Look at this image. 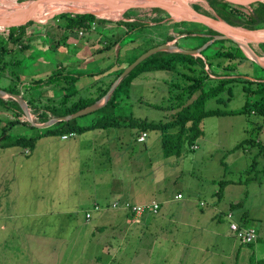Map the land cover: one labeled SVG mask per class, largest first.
Segmentation results:
<instances>
[{"label":"rangeland","instance_id":"1","mask_svg":"<svg viewBox=\"0 0 264 264\" xmlns=\"http://www.w3.org/2000/svg\"><path fill=\"white\" fill-rule=\"evenodd\" d=\"M193 3L210 9L204 0H193L189 6ZM1 10L0 15H4ZM143 11L150 14L151 10ZM56 14L30 19L34 22L26 31L32 38L25 39L29 48L23 49L20 42L8 43L13 50L9 57L19 59L15 68L18 75L41 78L61 68L57 66H64L62 73L80 74L69 82V88L53 85L48 90L47 96L53 99L47 103L48 114L65 108L59 101L65 93L68 105L73 100L96 95L101 79L107 74L112 76L121 67L116 60L117 48L125 51L133 46L126 41L128 36L122 37L118 46L107 49V38L101 35L99 44L104 56L95 64L98 66L91 65L92 58H84L83 44L90 33L81 36L87 31L79 30L80 35L76 36L75 31L72 33L75 36H70L69 30L58 26L59 20L53 18ZM5 19L0 21L1 25H5ZM107 20L110 21L100 26L94 23L88 32L108 30L116 24L115 37H121V29L126 27ZM167 20L175 21L171 18L164 21ZM191 25L182 27L188 29ZM2 28L5 27L0 26V33ZM163 29L166 28L151 32ZM50 30L55 37L48 35ZM178 36L173 39L184 49H192L201 41L199 36L186 33ZM68 38L77 41L73 44ZM154 41L159 43L156 38ZM224 44L225 49L229 42ZM217 46L204 48L203 56L200 53V57L207 58L209 71L245 75L251 82L226 84L217 95L222 101L209 97L204 108L236 112L246 99L261 98L247 94L244 87L256 89L255 81H264V69L244 59L233 70L219 68L217 62L224 67L228 61L212 56ZM83 60L87 61L86 66L81 65ZM74 61H78L77 69L65 67ZM204 69L207 71V66ZM24 83L29 86L25 79L16 84L17 88L27 98L38 97L42 89L31 90ZM184 83L181 76L171 71L141 73L131 81L128 96L120 103L121 112L149 121L169 120L176 110L173 94L179 92L173 89L174 84L182 87ZM7 84L3 81V86ZM106 113L97 109L74 119L77 124L87 125ZM8 117L10 112L0 107V128ZM20 120H26L25 115ZM199 128L200 134L193 144L189 146L185 141L178 156L163 155L159 131H146L144 142H138L137 130L129 127L93 128L65 139L61 135L44 136L31 150L18 146L0 148V264H249L250 259L263 257L264 116L253 112L210 115L200 121ZM43 129L19 124L8 134L30 136ZM245 140L250 143L245 144ZM238 143L243 144L233 149ZM223 180L227 185L219 197L216 191ZM178 190L182 191L183 199L174 198ZM116 193L143 201L155 199L161 208L156 213L144 212L141 223L140 217L136 218L138 222L133 220L139 224L131 223L133 218L125 210L110 207L117 201ZM132 202L139 204L140 200ZM233 204L236 205L231 208ZM86 212L91 214L89 219L85 218ZM227 213L233 215L231 219L226 218ZM241 216L243 225L239 223ZM113 218L120 221L119 227L111 224ZM231 221L255 230L256 238L251 245L241 244L230 229Z\"/></svg>","mask_w":264,"mask_h":264},{"label":"trees","instance_id":"2","mask_svg":"<svg viewBox=\"0 0 264 264\" xmlns=\"http://www.w3.org/2000/svg\"><path fill=\"white\" fill-rule=\"evenodd\" d=\"M204 1L210 9L204 8L201 4L197 3H193L191 6L199 13L216 16L234 26H240L252 30L264 29L263 2H255L247 5H235L224 0ZM29 2L36 6H42L45 3V0ZM148 9L149 8H130L122 14L123 18L121 17V19L115 20L119 26H124L126 29L123 30L121 37L117 36L112 39L107 37L105 48L110 49L114 47L118 44L122 37L128 36L130 37L126 41L132 42L133 46L132 48L128 47L125 51H119L117 48L116 60L120 63L121 67L116 70L111 79L104 86L99 87L96 95L73 100L69 105V100L66 97L68 94L65 93L62 98L59 99L61 105L65 106V108H63L61 112H53V114H48L46 112L49 107V104L47 103L50 100L53 102V99L50 96H47L48 90L52 88L53 85H57L59 88H64L65 85H68L67 88H69L71 86L69 82L74 79L76 80L77 76L80 74L72 75L69 72L62 73V70L64 69L62 66L61 68H57L47 76L41 78L26 77L22 76L21 73L18 75L17 72H15V68L19 64V59L13 60L9 57V54H12L13 50L9 48L8 43L17 45V43L20 42V47L23 49L29 48L27 45L28 43H25V39H30L32 37L28 35L26 28L34 21L29 19H22L18 21L17 17H12L5 25L27 21L22 25L6 26L4 29L2 28V32L0 33V89L5 92L21 95V97L26 101L30 113L35 116V121H33L45 122L51 117L71 114L101 99L122 70L148 48L166 41H171L175 36L185 33L186 35H195L200 37V43L193 47L196 48L210 40L213 35L217 34V32L211 28L196 22L174 21L171 23L168 20L164 21L167 18H170L168 17L169 14L165 10L154 7L150 8V14L143 11ZM62 11L63 10L57 9L47 17L58 13L53 17L59 20L58 26L61 25L62 28L69 30V32L72 33L75 31L79 32V30L90 31L94 23H105L110 21L104 18H98L92 13H70ZM138 11H141V13H138ZM4 19L5 15H0V21H3ZM188 23L192 24L190 28L187 29L182 27L183 24ZM177 25L181 26V28L177 27ZM160 27L166 28L165 30L167 33L164 32L163 34V31H165L164 29L163 31L159 30L155 33L151 32L152 29H159ZM199 33L203 35H197ZM155 38L159 41V43L154 41ZM226 42H229V45L224 49V43ZM175 44L177 45V42ZM216 44H219V46H217L214 52H212V56L216 58H224L228 61V65H225L224 67L217 62V66L219 68H230V70H233L239 64L240 60L243 59L253 62L244 55L241 49L234 42L230 40H214L206 47V49ZM250 46L258 55L264 56V42L250 43ZM121 53L122 55H120ZM205 66H207V71L204 69ZM209 69L210 65L207 62V58L204 59L200 56H193L179 52H156L138 63L118 82L114 90L109 95L107 102L99 108L100 110L107 111V113L99 120L87 125L77 124L75 119L58 121L53 125L44 128L42 132L30 136H9L8 132L14 126L19 124L30 126L31 124L26 120H20V116L24 114L21 107L14 99L10 97H0V107L9 111L11 116L7 118V121L0 128V148L18 146L22 149L31 150L34 147L35 142L44 136L74 135L93 128L129 127L137 130L136 141L137 137L142 132H146L148 130L159 131L161 133V147L163 155L178 156L181 153L182 146L185 141L188 142L189 146L193 144V141L200 134L199 123L206 116L228 113L247 114L249 112L264 116V81H255L257 84L256 89L244 87L247 94H257L261 98L254 99L253 101L246 99L244 105L236 112L205 109L204 103L209 97H216V100L222 101V97H217V95L225 88L226 84L234 81L244 82L246 80L251 82V80L245 77V75L230 76V73L217 74L210 72ZM158 70L177 73V75L181 76L182 80L185 82L182 87L174 84L173 89H175V91L178 90L179 92H174L173 94L172 102L175 104L174 109L176 110L173 113L172 118L166 121H149L144 118L134 117L131 114H123V112H121L122 108H120V103L128 96L131 81L141 73ZM210 75H213L214 77H210ZM25 79L29 81V86L25 83L23 84L25 88H29L31 86V90L32 88L36 89L39 87L42 89L38 93V97L27 98L25 93L21 91V88H17L16 84H22ZM3 81L8 84L3 86ZM207 81H210L211 84L209 85ZM176 86H178V88H176ZM34 91L36 92V90ZM229 91L230 89L228 92ZM74 92L75 91L70 94L73 95ZM195 93L196 96L192 98ZM40 99L46 100V102H43ZM39 108L40 112L38 111ZM41 108H43V110ZM115 110L116 113H114ZM244 143L249 144L250 140H245ZM242 144L243 143L236 144L233 149H238ZM225 184H227L226 180L220 181L219 189L216 191V194L219 197L222 195L223 186ZM236 204H233L230 207L233 208ZM252 243L253 242L243 244L251 245ZM255 259H250L249 264H264V256L256 260Z\"/></svg>","mask_w":264,"mask_h":264},{"label":"water","instance_id":"3","mask_svg":"<svg viewBox=\"0 0 264 264\" xmlns=\"http://www.w3.org/2000/svg\"><path fill=\"white\" fill-rule=\"evenodd\" d=\"M27 1H38V0H25L20 1V3H25ZM62 2L66 3H85V2H99L105 5L112 6L114 11H118L120 15L118 16H108L103 17L99 16L96 12L84 10V11H71L74 13H92L98 18H104V19H112L116 20L117 17L121 18V15L130 8H161L165 10L171 19H174L175 21H191L200 23L202 25L207 26L208 28H211L212 30L216 31L217 34L213 35L210 40H208L203 46H199L192 49H184L181 47H178L175 45V39H172L171 41H166L160 44H157L153 47L148 48L146 51L138 55L130 64H128L122 72L119 74V76L113 81V83L110 85L107 92L104 94V96L95 101L94 103L79 109L71 114L63 115V116H56L51 117L45 122H34L31 118V114L28 110V106L26 101L21 97V95L13 94L9 92H5L4 90L0 89V97H10L14 99L19 106L21 107L23 114L26 117V121H28L32 126L38 127V128H46L58 121H67L74 119L78 116H81L83 114H87L89 112H92L94 110L99 109L102 107L108 100L109 95L114 90L118 82L127 75L138 63H140L142 60L147 58L148 56L159 52V51H168V52H179L183 54L193 55V56H201V51L206 48L208 45H210L214 40H230L234 42L244 53V55L252 60L256 65L264 69V62L262 58L264 56L258 55L255 50L250 46V43H260L264 42V35H258L257 32H263L264 29H247L240 26H234L226 21L216 17V16H209L203 13H199L196 10H194L192 7H189V9H184L182 6L176 3L175 0H60ZM226 2H229L231 4L235 5H247L250 3L255 2H263L264 0H224ZM172 14H176L178 16V19L174 18ZM30 20V19H29ZM27 21V20H26ZM24 21V22H26ZM22 22V23H24ZM22 23L17 24H11V25H21ZM11 25H1V27H8ZM181 34L180 36H182ZM197 35H203V34H197ZM178 36V37H180Z\"/></svg>","mask_w":264,"mask_h":264},{"label":"bare ground","instance_id":"4","mask_svg":"<svg viewBox=\"0 0 264 264\" xmlns=\"http://www.w3.org/2000/svg\"><path fill=\"white\" fill-rule=\"evenodd\" d=\"M177 4L184 9H189V3L193 0H175ZM27 9H25V8ZM1 13L6 15L5 24L12 18L17 17L18 21L22 19L38 20L47 17L57 9L63 11H84L89 10L96 12L99 16L114 17L120 15L118 11L112 12V6L105 5L99 2H85V3H66L60 0H47L42 6H36L29 1L20 3L17 0H0ZM4 9V10H3ZM9 10V11H5ZM174 18L178 19L176 14H172ZM258 35H264L263 32H257ZM264 62V58H262Z\"/></svg>","mask_w":264,"mask_h":264},{"label":"crops","instance_id":"5","mask_svg":"<svg viewBox=\"0 0 264 264\" xmlns=\"http://www.w3.org/2000/svg\"><path fill=\"white\" fill-rule=\"evenodd\" d=\"M25 9H27V8H25ZM99 24V26L101 25V24H103V23H98ZM115 26H116V24L111 28V29H108V30H102V31H97V30H95V31H91V32H85L84 34H81V36H84L85 34H87V33H90V35L89 36H87L86 37V39L84 40V46H85V59H87V57H91L92 58V60H89V63L91 64V65H94V66H98V65H95V64H97L98 63V61L102 58L103 59V52L100 50L101 49V46H100V44H99V41H100V39L102 38L101 37V35H105L106 36V38L108 37V38H115V35L117 34L116 32H115ZM119 26V25H118ZM121 28H123V27H121ZM114 29V30H113ZM121 30H124V29H121ZM65 30H63V33L64 34H66L65 32H64ZM31 32V31H30ZM46 34H47V31H46ZM70 36H72V37H74L75 35H72V32H69L68 33ZM48 35L49 36H53V37H55V32L53 31V30H50L49 32H48ZM78 35H80L78 32H77V35L76 36H78ZM38 36L39 35H36V38H38ZM118 36V35H117ZM116 36V37H117ZM68 39H71V41L70 42H72L73 44L74 43H76V41H77V39H73V38H68ZM106 41H107V39L105 40V43H106ZM35 45H37V44H35ZM117 45H115L114 47H116ZM35 48H36V46H34ZM95 57H96V61H95ZM87 61H85V60H83L82 62H81V65H84V66H86V63ZM89 65V64H88ZM77 66H79L78 65V61H74V62H71V63H68V64H66L65 65V67H69L70 69H77ZM57 67H62V66H57ZM64 67V66H63ZM76 67V68H75ZM111 77L112 76H110V75H105L104 76V78H102L101 79V82H100V85H97L98 87H102V86H104L110 79H111ZM259 79V78H258ZM99 89V88H98ZM98 89L96 90V93L95 94H97V92H98ZM227 184H225L223 187H225ZM177 194H181V197L180 198H177L176 197V195ZM127 194H125V193H123V194H121V193H116L115 194V196H117L118 198H116L117 199V201H120V202H123V201H128V202H130L129 200H131V203H134V202H132V201H135V200H140V202H138L139 204H149V203H151L152 201H156V202H159V201H157V200H155V199H151V200H149V201H143L141 198H139V197H135V196H133V195H131V196H126ZM127 197H129V198H127ZM174 198H176V199H183L184 198V195H183V193H182V191L181 190H178L175 194H174ZM127 199H129V200H127ZM117 201H113L112 203H114V202H117ZM112 203L110 204V207L113 209V207L111 206L112 205ZM135 204V203H134ZM137 204V203H136ZM159 205V208H158V210H160V204H158ZM114 209H116V208H114ZM122 210V209H121ZM218 212H220V211H218ZM231 212V211H230ZM220 213H222V212H220ZM231 214V213H230ZM126 215H129V216H131L133 219L132 220H130V222L131 223H135L133 220H135L136 222H138L139 220L138 219H136L137 217L136 216H134L133 214H130V213H126ZM102 216V215H101ZM145 216V215H144ZM144 216H143V214L140 216V218H141V220H140V222L139 223H141V221L143 220V218H144ZM233 215L231 214V216L228 218V219H231V217H232ZM226 218H227V216H226ZM129 221V219H127V222ZM145 222H147V221H145ZM236 222V221H235ZM139 223H135V224H139ZM239 223H240V225H243L245 222H244V216H241V219L239 220ZM111 224L113 225V226H116V227H119V225H120V221L118 220V219H116V218H113L112 219V221H111ZM242 244V243H241ZM239 252V251H238ZM243 254H242V257L246 254V251L245 252H242Z\"/></svg>","mask_w":264,"mask_h":264},{"label":"built area","instance_id":"6","mask_svg":"<svg viewBox=\"0 0 264 264\" xmlns=\"http://www.w3.org/2000/svg\"><path fill=\"white\" fill-rule=\"evenodd\" d=\"M93 28V26L91 27ZM81 31H79V34ZM72 135V134H70ZM69 135V136H70ZM68 135H62V138L65 139L67 138ZM146 137V132L140 133V135L137 137L138 142H144ZM193 147H196L195 145ZM177 198L181 197V194L176 195ZM113 208L116 209H122L125 210L126 212L133 214L137 218L140 217L144 212L150 211L152 213H156L158 210V203L155 201H152L149 204H134L128 201H123V202H114L111 205ZM95 209H99L97 206H95ZM91 214L89 212H86L85 218L89 219ZM227 218L231 216L230 213L226 214ZM230 229L235 231L236 237L240 240L241 243H249L252 242L256 238L255 230L251 227H240L239 224L235 221H231L230 224Z\"/></svg>","mask_w":264,"mask_h":264}]
</instances>
